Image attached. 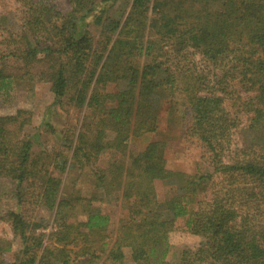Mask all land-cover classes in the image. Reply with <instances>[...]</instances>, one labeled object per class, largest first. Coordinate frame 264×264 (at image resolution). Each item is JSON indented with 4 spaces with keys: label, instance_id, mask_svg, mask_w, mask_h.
<instances>
[{
    "label": "trees",
    "instance_id": "trees-1",
    "mask_svg": "<svg viewBox=\"0 0 264 264\" xmlns=\"http://www.w3.org/2000/svg\"><path fill=\"white\" fill-rule=\"evenodd\" d=\"M7 1L0 95L51 102L0 115V264H264V0ZM174 231L197 244L170 260Z\"/></svg>",
    "mask_w": 264,
    "mask_h": 264
},
{
    "label": "rangeland",
    "instance_id": "rangeland-1",
    "mask_svg": "<svg viewBox=\"0 0 264 264\" xmlns=\"http://www.w3.org/2000/svg\"><path fill=\"white\" fill-rule=\"evenodd\" d=\"M7 1V0H6ZM59 4L61 6H65L64 0H58ZM9 4L10 2L7 1ZM12 98L7 96H1L0 95V115H10L14 114L16 110L24 109L29 110L32 113V125H38L41 120L44 117V112L46 107L51 102V95L48 92V89L45 85H35L34 90L30 93L27 92H14L12 95ZM50 122L52 126L56 130H61L65 124L67 123V117L57 111L55 114L51 115ZM162 133H166L164 124L162 123ZM48 139H50L48 137ZM42 141L46 144L50 143L44 137ZM131 148L133 150H140L144 147V143L141 140H131L129 141ZM130 149V147H129ZM165 157V166L169 170L173 171H182L187 174H192L194 171V163L190 160L184 159L182 156V152L179 150L178 147L173 146L172 144L168 145L166 151L164 152ZM107 159V156L103 155L101 157V163H104ZM73 177L68 178L67 181V187L66 192L69 190V184ZM78 186L82 188V190H87L89 188V185L83 181L80 180L78 183ZM1 192L5 191L4 184L0 185ZM83 190V191H84ZM4 195H0V198H3ZM12 201L7 199H1L0 202V210L8 209L11 207ZM101 211L103 214L109 216L110 218V229H114V225L116 222L123 217L125 211L123 210L120 202L114 201L107 204L100 205ZM36 215L42 217L45 220H50V213L45 210H37ZM0 237L6 240L11 239V235L9 233L8 227L0 223ZM169 243L173 246L170 249V254L168 255V258L170 260H173L176 257V251L178 249L182 248H194L197 244V239L183 233L181 231H174L169 235ZM18 248V244L14 243L12 246V251H15ZM10 254L6 257L10 258ZM9 260V259H7Z\"/></svg>",
    "mask_w": 264,
    "mask_h": 264
},
{
    "label": "crops",
    "instance_id": "crops-1",
    "mask_svg": "<svg viewBox=\"0 0 264 264\" xmlns=\"http://www.w3.org/2000/svg\"><path fill=\"white\" fill-rule=\"evenodd\" d=\"M9 255V254H8ZM11 255V254H10ZM11 257V256H10ZM7 259H9V257H6Z\"/></svg>",
    "mask_w": 264,
    "mask_h": 264
}]
</instances>
